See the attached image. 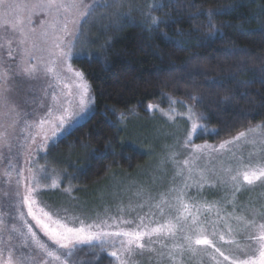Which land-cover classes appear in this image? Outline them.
Masks as SVG:
<instances>
[{"label": "trees", "instance_id": "obj_1", "mask_svg": "<svg viewBox=\"0 0 264 264\" xmlns=\"http://www.w3.org/2000/svg\"><path fill=\"white\" fill-rule=\"evenodd\" d=\"M116 2L129 15L138 4ZM148 6L143 23L122 20L105 40V25H94L88 54L73 62L91 86L93 111L53 151L70 159L60 166L82 187L144 161L125 144L121 124L131 113L147 123L149 105L175 100L193 106L205 125L197 142L214 144L264 124V0H149ZM71 259L110 261L89 247Z\"/></svg>", "mask_w": 264, "mask_h": 264}, {"label": "rangeland", "instance_id": "obj_2", "mask_svg": "<svg viewBox=\"0 0 264 264\" xmlns=\"http://www.w3.org/2000/svg\"><path fill=\"white\" fill-rule=\"evenodd\" d=\"M11 2L32 4L36 0H11ZM86 2H92V0H86ZM116 3L112 8H97L91 17H86L81 21L79 37L75 41L73 49V59L70 61L75 70L78 69L73 65L74 60L88 54L90 47L89 37L95 35L94 25L98 28L100 22V26L101 24L105 25L102 32H100L105 40L110 30L118 27V22L120 23L123 20L143 23L150 16L153 8L148 6L149 0H138L137 6L131 8V15H129L130 10L127 11L128 8L126 9L127 12H121V4ZM22 15H26V13H22ZM137 18L138 20H135ZM42 21H51V17L39 11L32 14L31 26L36 29V32L35 34H30L29 42L23 47H30L33 39L40 43L42 47H47L40 38ZM67 39H71V37ZM8 40H11V44L8 43ZM0 45H3L0 47V73L8 71L10 76L9 84L11 85L7 93L10 98V105L7 107L0 105V125H2L0 126V132L5 131L12 119L16 118L17 112L20 113L19 123H17L15 129H7L10 133L7 142L0 140V218L5 222L3 226H0V238H2L0 248H11L14 254V261L15 257L21 252L26 256L29 254L30 249L28 247L20 246L22 237L18 233H12L10 229L12 224L21 227L20 222L13 219L16 215L15 203L18 199L15 195L17 172L23 170V182L26 184L27 178L32 174L29 172L30 167L35 173L47 175L49 178L47 182L49 183L51 178L58 180L59 186L54 189H42L39 199L41 204L45 206L46 211H49L54 217L61 218L63 222L68 223L70 226L78 227L80 220H84L85 223H91L94 220L104 219L108 216H123L124 219L134 221L133 224L122 225L125 228L135 227V224L139 223V217L141 216L145 217L144 223H151L152 226L157 221L163 222L167 219L169 217L167 205L164 206V216H161L159 210L154 207L151 208V212L155 213L154 217L150 218L146 214L150 211V205L159 199L161 193H166L173 185L176 187L182 185L184 176L175 175L177 166L173 165L169 160V156L173 152L177 153L176 159L180 162L179 166H182V161L189 151L183 147V140L187 131L191 128V121L187 117L188 106L179 102L173 104V100L167 101L163 106L154 104L152 110L147 109V123L144 122V117H138L137 115L130 117L134 113L126 115L129 118L121 124L125 134L123 140L128 146L142 152L145 156L144 161L132 170L113 172L94 186L82 187L77 185V179L76 177L74 178V174L72 175L68 169L65 170L64 166H60L63 163H67L70 159L67 156L65 157V155L55 154L53 151L57 142L67 133L59 136L58 139L50 140L43 150L37 151V146L43 142L42 138L37 136L35 143H33L31 139H24L28 132L21 131L25 118L29 121H38L40 116L45 114L46 109L53 104V94L57 97V112L62 111L63 108H67L69 112L78 111L76 98L64 95L68 91L64 88V82L66 81L71 85L69 74L59 62L51 65L53 67L52 73H47L44 70V65L35 59L29 60V64H36L38 68L35 78L30 79L20 73L21 67L28 66L22 64V60L27 59V57H22L21 55L17 35L12 32L10 27L5 31L3 17H0ZM9 51L12 52V56L8 55ZM35 55L40 56L41 53H35ZM43 55L44 63L46 64L48 57L46 54ZM16 73L20 74L17 75ZM57 74H59L60 81L56 80ZM50 84L52 86H49ZM72 91L75 92L74 87ZM68 100L72 102L68 103ZM13 107L14 111H11ZM92 111L93 104L91 102L87 115L77 120L69 132L77 124L85 120ZM5 113H10V115H5ZM164 113H173L175 118L170 120ZM175 113H180L181 115H175ZM148 117L151 119H148ZM53 122L58 123L55 116L53 117ZM197 122L200 123V120ZM261 125L264 126V124ZM44 128L48 130L50 125L46 124ZM34 131L35 129H29V132ZM262 137H264V132L250 134L248 140L255 139L256 144L242 140L230 145V151L212 153L210 160L205 157L198 161V164L206 170L205 175L210 172L215 174L211 176V179L205 183L203 188L198 190L196 187H191L187 190V198H190L191 201L206 202L213 206L211 211L204 212V215L215 219L217 212H219L228 220V223L233 228L231 238L241 245L247 242L244 236L246 231H250V229L245 230L242 223L232 217L244 216L248 219L253 217L259 219L256 213L264 210V182H257L252 187L245 185L239 191H235L232 187V182L228 179L229 173L226 170L229 167L235 170L240 158H243L245 163H255L258 160H264ZM223 141L211 144L208 142H197V137H193V142L201 145L205 143L219 145ZM184 175H187L186 171ZM174 177L175 179H173ZM69 188L70 192L65 191ZM20 192L21 194L23 193V185L20 187ZM141 204L144 205L142 208L139 207ZM121 208L124 209L123 212H121ZM24 211L26 214V208ZM26 219L29 222L31 221L30 217L26 216ZM221 224H223V221H221ZM30 225L42 242L48 244L53 250H57L56 246L52 245L43 232L35 226L34 221H31ZM23 231L26 232V229H23ZM219 231L225 233L226 238H228L225 227H220ZM209 232H211V228H209ZM10 235L12 239H9ZM153 239L156 240L158 238L154 237ZM214 240L226 253H237L236 244H226L220 241L219 235ZM145 242H147V238ZM164 243L171 244L173 241L167 239L164 240ZM82 247L89 246L85 245ZM152 247L156 249L155 252L145 250L143 255L131 257L132 264H170L166 256L163 258L159 256L161 251L167 252V248H161L160 243H155ZM95 249L101 251L99 247ZM59 251L62 252L63 250ZM208 251L211 252L210 249ZM101 252L110 258L109 264H115L114 258L108 255V251ZM5 253L7 254V251ZM32 255L35 256L37 262L49 259L34 250ZM180 260L182 264H209L207 256L203 253L196 256H190L185 253L180 257ZM72 261L74 264H81L80 260L75 261V259H72ZM25 264H30V262L26 260ZM51 264H56V262L52 261ZM223 264H228V262L225 261Z\"/></svg>", "mask_w": 264, "mask_h": 264}, {"label": "snow or ice", "instance_id": "obj_3", "mask_svg": "<svg viewBox=\"0 0 264 264\" xmlns=\"http://www.w3.org/2000/svg\"><path fill=\"white\" fill-rule=\"evenodd\" d=\"M116 0L111 3L106 0H36L32 4H20L11 2V0H0V17L4 18V29L8 30L10 27L12 32L17 35V42L20 46L22 57L27 59L22 60L23 65L20 73L28 78H35L38 71L36 64H29V60H38L44 65V70L47 73L53 72V67L59 62L71 79V85L64 82V88L68 91L64 93L67 97H75L77 100L76 108L78 111L69 112L67 108L57 112L55 94L52 95L53 104L46 109L44 115H41L38 121H29L24 119L22 132H28L24 137L25 140L31 139L35 143L37 136L42 138V143L37 146V151L43 150L50 140L58 139L59 136L68 133L72 125L83 116L87 115L93 98L91 97V86L85 78L82 71L75 70L70 61L73 59V49L75 41L79 37V27L81 21L86 17H91L97 8L103 7L107 9L112 7ZM153 7H156L153 4ZM36 11L43 12L51 17V21H42L40 38L43 44L47 47H42L36 40L31 41L30 47H23L29 42L30 34H35L36 29L32 25V14ZM26 13V15H22ZM211 15V13H210ZM151 23L158 26L160 21L155 17L152 18ZM71 26V27H70ZM71 37V39H67ZM11 44V40H8ZM3 45H0L2 47ZM35 53H41L36 56ZM48 57V62L44 63V55ZM9 56L12 52L9 51ZM20 73H16L19 75ZM9 73L5 71L0 73V105L9 106L10 98L8 91L11 88L9 84ZM56 80L60 81L59 74ZM49 86H52L51 84ZM74 87L75 92L72 91ZM196 100L197 97H190ZM68 100V103H71ZM176 103L175 100L172 101ZM43 107V105H41ZM149 110L154 108L153 105L148 106ZM14 111V107L11 109ZM10 115V113H5ZM168 118L174 119L173 113H164ZM175 115H181L175 113ZM56 117L58 123L53 122V117ZM20 113H16V118H13L11 123L7 125L4 132H0V140L7 142L10 133L8 128L15 129L19 123ZM187 117L191 121V128L187 131L186 137L183 140V147L188 149L186 157L180 162L177 161V153L173 152L169 156V160L176 167V176H184L182 185L176 187L173 185L166 193H161L157 201L150 205V211L147 216L154 217L155 213L151 212L154 207L159 210L161 216L165 215V205L169 212V217L163 222L157 221L154 226L151 223H144L145 217H139V223L135 227L125 228L122 225L133 224L134 221L120 217H105L104 219L94 220L91 223H85L80 220L79 226H70L63 222L61 218L54 217L49 211L45 210L40 202L41 190L44 188L54 189L59 186L56 178H51L50 183L47 175L33 172L30 167L29 172L32 173L27 178V183L24 181L23 170L17 172L16 191L15 195L18 197L15 207L16 215L14 220L20 222L21 227L12 224L10 231L18 233L22 237L21 247H28L29 254L26 256L21 252L15 257L11 248H0V264H25L29 261L30 264H51L55 261L56 264H74L72 257L75 252L82 246H89V248L99 247L101 251H108V255L114 258L115 264H132L130 260L133 256L143 255L144 251L155 252L156 249L152 247L155 243H160L161 248H167L168 251H161L159 256L161 258L167 257L170 264H182L180 257L185 253L190 256H196L203 253L207 256L209 264H223L227 261L228 264H264V210L256 213L259 219L253 217L251 219L244 216H234L233 219L242 223L246 231L244 239L247 241L244 244L238 243L231 238L233 232L232 225L228 220L217 212L215 219L204 215V212H210L212 205L208 203H199L191 201L187 198V190L191 187H196L198 190L203 188L205 183L211 179L214 172L205 175V169L198 164L203 158L211 159L212 153H223L230 151L229 146L236 144L242 140L256 144V140H248L250 134L264 132V126L257 125L254 128H248L239 131L235 136L228 140L221 142L219 145H211L205 143L195 144L193 137H198L205 131V125L197 121L203 120L202 114L197 113L193 106H188ZM50 125L48 130H45V125ZM2 126V125H0ZM29 129H35L34 132H29ZM261 143H264L262 137ZM10 147V145H9ZM29 163H31L29 161ZM43 171V170H41ZM187 172L185 176L184 173ZM229 175L228 179L232 182V187L235 191H239L243 186L252 187L257 182H264V160H258L255 163H245L243 158H240L238 166L233 170L229 167L226 170ZM10 175L9 173H5ZM175 179V177L173 178ZM23 185V193L20 192V187ZM65 191L70 192V188ZM151 199V197H149ZM141 204L139 207H143ZM26 208V214L24 209ZM123 212V208L120 209ZM174 213V214H172ZM27 217L34 221L37 226L48 238L52 245L56 246L57 250H53L48 244L41 241L37 233L33 231V227L29 224ZM111 221V222H110ZM223 221V224H221ZM5 222L0 218V226ZM220 227L227 229L228 238L226 234L219 231ZM211 228V232H209ZM26 229V232L23 231ZM219 235V240L226 244H236L237 253L228 254L223 251L215 242L214 238ZM156 237L158 239L154 240ZM147 238V242L146 241ZM163 238V239H159ZM9 239H12L11 235ZM171 239L173 243L165 244L164 240ZM2 243V238H0ZM211 250L209 252L208 250ZM33 250L42 253L48 257V260L37 262ZM64 250V251H59ZM5 251L7 256L5 258ZM222 258V259H221Z\"/></svg>", "mask_w": 264, "mask_h": 264}]
</instances>
